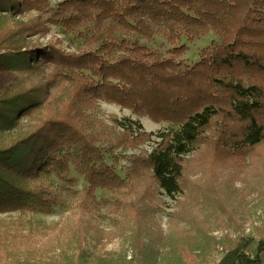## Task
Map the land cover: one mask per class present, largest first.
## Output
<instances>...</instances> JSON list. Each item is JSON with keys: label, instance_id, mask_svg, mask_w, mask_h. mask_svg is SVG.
I'll return each mask as SVG.
<instances>
[{"label": "trees", "instance_id": "trees-1", "mask_svg": "<svg viewBox=\"0 0 264 264\" xmlns=\"http://www.w3.org/2000/svg\"><path fill=\"white\" fill-rule=\"evenodd\" d=\"M53 1L0 0V73L23 76L0 92V214L70 209L74 171L87 183L79 207L108 201L97 198L107 192L113 212L140 223L156 194L176 201L185 192L194 151L245 166L264 144V0ZM52 26L78 41L75 51L30 42ZM209 34L220 43L191 67L178 60L185 45L170 57L148 46ZM102 102L173 129L142 149L154 134L139 121L106 116ZM122 161L124 177L115 169ZM176 232L164 240L134 232L122 263L209 264L196 253L208 245L225 252L219 264H264V224L234 240L204 236L196 247ZM1 237L0 246L25 239ZM75 245L76 264L110 263L86 253L85 235Z\"/></svg>", "mask_w": 264, "mask_h": 264}, {"label": "rangeland", "instance_id": "rangeland-1", "mask_svg": "<svg viewBox=\"0 0 264 264\" xmlns=\"http://www.w3.org/2000/svg\"><path fill=\"white\" fill-rule=\"evenodd\" d=\"M60 1L63 0H54L53 4ZM30 42L33 45L56 44L67 52L75 51L76 45H79L77 40L56 26L50 27L46 35L36 36ZM212 42L220 43V39L215 34H209L192 41L183 38L176 45H171L157 38L148 46L170 57V51L185 45L188 49L178 60L184 66L191 67L200 61L202 51ZM22 78L16 74L0 73V92ZM99 105L106 116L131 118L139 121L146 132L153 133L152 141L142 146L145 150L151 149L160 134L173 129L169 123H156L115 104L102 102ZM252 156L241 162L245 166H239L221 153L207 151L204 147L194 151L188 156L190 171L185 192L176 201L157 194L151 200L144 201L149 207L140 223L132 221L126 211L113 212L115 207L108 202L114 198L107 192L98 191L97 198L100 200L104 197L108 201L101 199L95 207L88 203V208L79 207L87 183L73 171L72 177L77 183L69 187V191L75 194L69 201L70 209H58L53 215L31 212L0 214V237L7 232L25 236L21 241L16 238V242L8 241L0 246V264H24L25 259H29L27 264H76L79 251L75 244L79 234L85 235L86 253L102 256L109 260V264H123L121 258L125 254L128 259L131 258L129 242L136 231L146 235L147 239L155 236L164 240L172 230H177V237L182 238L188 247L190 242L195 247L203 244L199 240L208 235L222 242L226 236L234 240L239 235L251 234L256 227L264 224V144ZM124 165H127L126 161L115 166L123 177ZM54 182L67 188L57 180ZM0 239L2 241V237ZM196 250L200 261L206 257L209 264H219L225 257L220 246L212 250L206 245L202 251L201 247Z\"/></svg>", "mask_w": 264, "mask_h": 264}]
</instances>
